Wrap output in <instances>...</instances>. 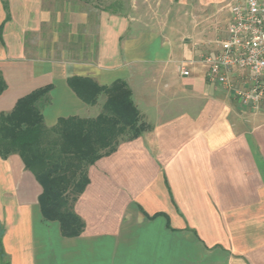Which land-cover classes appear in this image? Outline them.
<instances>
[{
  "label": "crops",
  "instance_id": "crops-1",
  "mask_svg": "<svg viewBox=\"0 0 264 264\" xmlns=\"http://www.w3.org/2000/svg\"><path fill=\"white\" fill-rule=\"evenodd\" d=\"M151 1L125 12L88 3L62 16L47 0H0V112L53 84L48 126L95 117L107 95L87 104L68 84L89 76L125 81L150 125L89 166L74 237L44 219L42 185L21 156H0V264H264V103L252 108L209 81L199 58L218 45L196 48L176 28L185 18L156 13ZM247 74L236 70L237 86Z\"/></svg>",
  "mask_w": 264,
  "mask_h": 264
},
{
  "label": "trees",
  "instance_id": "trees-1",
  "mask_svg": "<svg viewBox=\"0 0 264 264\" xmlns=\"http://www.w3.org/2000/svg\"><path fill=\"white\" fill-rule=\"evenodd\" d=\"M68 84L87 104H95L105 93L103 110L96 117H61L48 126L43 109L50 102L53 84L36 88L20 97L12 110L0 112V156H21L42 185L39 203L44 219L58 221L62 234L74 237L85 225L74 207L89 183V166L150 125L142 120L125 81L102 86L92 77L72 76ZM6 88L0 71V94Z\"/></svg>",
  "mask_w": 264,
  "mask_h": 264
},
{
  "label": "built area",
  "instance_id": "built-area-1",
  "mask_svg": "<svg viewBox=\"0 0 264 264\" xmlns=\"http://www.w3.org/2000/svg\"><path fill=\"white\" fill-rule=\"evenodd\" d=\"M199 60L208 66L207 77L230 88L243 103L259 108L264 103V0H236L230 6L226 36L213 53ZM246 70L242 87L234 78L236 70ZM184 75L190 70L182 68Z\"/></svg>",
  "mask_w": 264,
  "mask_h": 264
},
{
  "label": "rangeland",
  "instance_id": "rangeland-1",
  "mask_svg": "<svg viewBox=\"0 0 264 264\" xmlns=\"http://www.w3.org/2000/svg\"><path fill=\"white\" fill-rule=\"evenodd\" d=\"M229 1L214 0L212 2L215 4L212 7L202 5L200 0H152L151 2H153L156 13L167 14L171 17H178L179 14L183 16L184 21L177 22L176 28L192 36L193 45L196 48L210 52L225 37V28L229 19ZM47 2L51 13L55 15L58 13L67 15L69 7L77 9L76 6L84 7L88 3L114 12L130 10L133 4V0H47ZM148 2L146 1L147 8ZM102 110L103 108L100 112Z\"/></svg>",
  "mask_w": 264,
  "mask_h": 264
}]
</instances>
